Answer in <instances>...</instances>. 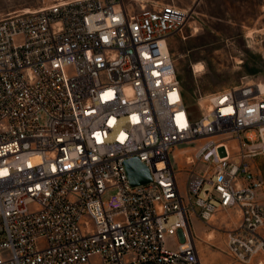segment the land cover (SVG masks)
Masks as SVG:
<instances>
[{
  "label": "built area",
  "instance_id": "1",
  "mask_svg": "<svg viewBox=\"0 0 264 264\" xmlns=\"http://www.w3.org/2000/svg\"><path fill=\"white\" fill-rule=\"evenodd\" d=\"M190 16L124 0L0 16V264H202L191 217L221 209L240 212L230 254L264 262V91L242 81L193 114L170 50Z\"/></svg>",
  "mask_w": 264,
  "mask_h": 264
},
{
  "label": "rangeland",
  "instance_id": "2",
  "mask_svg": "<svg viewBox=\"0 0 264 264\" xmlns=\"http://www.w3.org/2000/svg\"><path fill=\"white\" fill-rule=\"evenodd\" d=\"M50 1L0 0V16L11 10H31ZM124 1L133 2L136 8L153 3L152 0ZM224 1L231 6L236 4V0ZM231 13L239 17L217 18L193 12L183 32L170 37V50L184 89L185 103L195 116L200 113L196 99L203 103L211 92L242 81L264 83V0H249L247 7L231 10ZM244 14L247 17L240 16ZM189 145L182 143L174 150L180 167L185 165L181 148ZM192 151V147L187 150ZM255 160V165L264 173V155L256 156ZM204 166L205 163L200 161L197 168L201 170ZM179 176H184V170ZM239 219L240 212L236 209L218 210L209 221L191 217L190 228L202 264H264L259 262L260 255L241 260L230 254L227 229L236 225Z\"/></svg>",
  "mask_w": 264,
  "mask_h": 264
},
{
  "label": "crops",
  "instance_id": "3",
  "mask_svg": "<svg viewBox=\"0 0 264 264\" xmlns=\"http://www.w3.org/2000/svg\"><path fill=\"white\" fill-rule=\"evenodd\" d=\"M152 2L155 4L172 2L180 8L188 9L191 12V15L193 12H198L206 16L217 18L239 17V15L231 13V10H241L249 4V0H236V4L239 5L235 4L234 6H231L228 1L224 0H152ZM217 11H221V13H216ZM240 16L247 17V14ZM253 163L255 164L257 161L254 160ZM258 193L260 196L264 197V187L259 189Z\"/></svg>",
  "mask_w": 264,
  "mask_h": 264
},
{
  "label": "water",
  "instance_id": "4",
  "mask_svg": "<svg viewBox=\"0 0 264 264\" xmlns=\"http://www.w3.org/2000/svg\"><path fill=\"white\" fill-rule=\"evenodd\" d=\"M125 164L129 179L132 183L146 182L150 179L148 167L137 157L126 159Z\"/></svg>",
  "mask_w": 264,
  "mask_h": 264
},
{
  "label": "bare ground",
  "instance_id": "5",
  "mask_svg": "<svg viewBox=\"0 0 264 264\" xmlns=\"http://www.w3.org/2000/svg\"><path fill=\"white\" fill-rule=\"evenodd\" d=\"M197 30V29H196ZM198 67H200L201 69L203 68L202 65H198ZM201 71V70H200ZM260 85V88L262 89V91H264V83L263 82H256Z\"/></svg>",
  "mask_w": 264,
  "mask_h": 264
}]
</instances>
